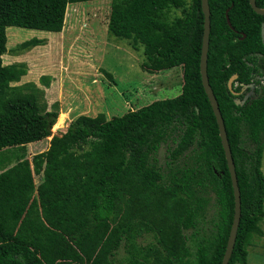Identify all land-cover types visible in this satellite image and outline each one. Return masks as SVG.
<instances>
[{"label": "trees", "instance_id": "trees-1", "mask_svg": "<svg viewBox=\"0 0 264 264\" xmlns=\"http://www.w3.org/2000/svg\"><path fill=\"white\" fill-rule=\"evenodd\" d=\"M88 1L94 0H0V152L6 151L0 154V264H222L235 196L202 83V0L112 3L111 36L129 41L134 50L142 46L151 71L182 68V92L176 98L112 119L104 113L80 115L65 133L53 135L59 106L49 110L35 83L12 85L28 69L21 63L3 65L7 29L61 33L68 6ZM209 4L208 76L242 201L229 264H248L249 248L264 222V16L249 0ZM256 4L264 9V0ZM173 9H182V16L172 20ZM41 43L33 38L18 50ZM234 75L238 95L228 88ZM41 82L48 87L50 77ZM250 85L255 95L237 105ZM50 137L48 150L29 159L27 147ZM169 142L163 169L157 153ZM211 195L216 214L206 227Z\"/></svg>", "mask_w": 264, "mask_h": 264}, {"label": "rangeland", "instance_id": "rangeland-1", "mask_svg": "<svg viewBox=\"0 0 264 264\" xmlns=\"http://www.w3.org/2000/svg\"><path fill=\"white\" fill-rule=\"evenodd\" d=\"M112 3L113 0H94L70 4L61 33L7 29L8 51L3 56V65L25 64L27 75L12 85L35 83L44 91L43 102L49 110L55 104L59 106L53 135L65 133L80 115L95 117L104 113L112 119L155 101L176 98L182 92V68L151 71L144 65L142 46L134 50L129 41L108 33ZM181 16L182 9H173L170 13L172 20ZM33 38L42 43L29 51L18 50L21 43ZM43 76L50 77L48 87L41 82ZM50 140L51 137L30 144L29 159L46 151ZM170 146L171 142L163 144L157 153L163 169L169 163ZM35 179L40 183V177ZM210 200L206 227L211 226L210 221L216 214L215 196L211 195ZM261 228L262 234L254 238L249 248L248 264H264V222ZM121 257H125L123 252Z\"/></svg>", "mask_w": 264, "mask_h": 264}, {"label": "water", "instance_id": "water-1", "mask_svg": "<svg viewBox=\"0 0 264 264\" xmlns=\"http://www.w3.org/2000/svg\"><path fill=\"white\" fill-rule=\"evenodd\" d=\"M249 2L254 12H256L258 15L264 16V9H261L257 6L256 0H249ZM202 11L205 17L204 37H203V45H202V53H201V61H200V71H201L202 83H203L204 90L208 96L209 102L212 106L213 112L215 114L217 124L219 126L220 138L222 141L226 160L228 163V168H229V172L231 175L233 189H234V196H235L234 219H233V224L231 227L226 251L224 254L223 261H222V264H229L233 251H234L237 234L239 230V225H240L241 217H242L241 191H240L237 172H236V165H235V162L232 156L231 147L229 144L225 122H224L217 98L210 85L209 76H208V53H209V47H210V34H211V10H210L209 0H202ZM226 17H227L229 26L232 27L230 18H229V11H227ZM244 38L245 36L243 37V39ZM262 39L264 41V23L262 24ZM237 78L238 76L234 75L233 77H231L228 83V88L232 91L234 95H238V93H236L233 90V84L237 80ZM248 87L251 88V93L246 95L243 101L237 100L236 101L237 105H243L250 98V95L254 94V89H255L254 85L246 86L245 89H247Z\"/></svg>", "mask_w": 264, "mask_h": 264}, {"label": "flooded vegetation", "instance_id": "flooded-vegetation-1", "mask_svg": "<svg viewBox=\"0 0 264 264\" xmlns=\"http://www.w3.org/2000/svg\"><path fill=\"white\" fill-rule=\"evenodd\" d=\"M247 89H248V88H247ZM250 89H251V88H250ZM245 90H246V89L244 88V89L241 91V93L244 92ZM250 93H251V91H250L248 94H250ZM248 94H247V95H248ZM253 95H255V92H254V94H251L250 96H253Z\"/></svg>", "mask_w": 264, "mask_h": 264}, {"label": "crops", "instance_id": "crops-1", "mask_svg": "<svg viewBox=\"0 0 264 264\" xmlns=\"http://www.w3.org/2000/svg\"><path fill=\"white\" fill-rule=\"evenodd\" d=\"M49 146H50V143L47 145V150H48ZM45 150H46V149H45ZM43 152H44V151H43ZM35 182H36V184H39V183H37L36 179H35Z\"/></svg>", "mask_w": 264, "mask_h": 264}]
</instances>
